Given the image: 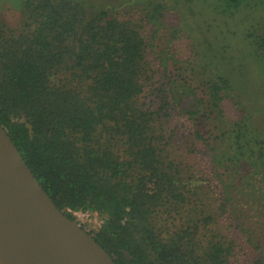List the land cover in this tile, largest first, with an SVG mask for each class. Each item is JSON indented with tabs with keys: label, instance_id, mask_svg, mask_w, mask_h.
Wrapping results in <instances>:
<instances>
[{
	"label": "trees",
	"instance_id": "trees-1",
	"mask_svg": "<svg viewBox=\"0 0 264 264\" xmlns=\"http://www.w3.org/2000/svg\"><path fill=\"white\" fill-rule=\"evenodd\" d=\"M17 3L20 29L0 21V126L58 210L73 221L74 212L98 216L99 229L87 232L116 264H264L259 240L237 223L232 206L240 210L246 200L264 215V0ZM135 6L153 25L167 8L180 16L197 67L214 73L201 82L203 97L170 75L155 108L141 101L147 45L138 26L116 16ZM237 48L258 76L255 88L261 84L251 96L233 85L240 66L228 58ZM173 90L193 98L191 119H219L207 136L193 132L221 186L217 214L193 213L179 186L182 171L168 159ZM226 91L237 96L234 121L222 116ZM223 214L228 234H221ZM212 221L221 228L209 232ZM231 228L242 234L229 235ZM247 248L251 259L237 263Z\"/></svg>",
	"mask_w": 264,
	"mask_h": 264
},
{
	"label": "rangeland",
	"instance_id": "rangeland-1",
	"mask_svg": "<svg viewBox=\"0 0 264 264\" xmlns=\"http://www.w3.org/2000/svg\"><path fill=\"white\" fill-rule=\"evenodd\" d=\"M104 1L112 4L116 3L115 5L119 2V0ZM17 2L18 0L16 2L0 0V21H3L13 30H19L23 23L22 12ZM244 13L242 16L246 15ZM116 16L120 20L130 22L133 26H138L137 29H139L147 45L146 64L149 79L143 82L144 92L141 96L142 102L148 107L155 108V103L162 94L160 91L165 94L171 86V82H168L167 79L170 75L173 80L175 79L178 82L184 80L188 84L190 83L195 90L196 97H203L204 93L202 92L201 82L211 78V75L214 73L211 72V74L209 71H207L208 73H204L203 71L208 69L197 67L196 61L198 55L194 47L195 42L188 31L181 27L179 15L167 8L162 12V17L153 25L145 18L144 12H141L135 6L118 9ZM236 43L240 45L237 40ZM230 52L228 62L232 65L238 62L240 66L238 70L234 69L231 73L235 90L238 94L246 96L254 95L261 84L259 83L255 88V84L259 80L258 76L252 75V72H249L248 65L242 61L245 50L237 48L236 50L231 49ZM174 60L177 63H174ZM60 77L61 75L59 74L56 79ZM173 94L177 98L180 96V93L175 92V90H173ZM232 95H235L234 92L226 91L220 103L223 119L225 117L230 121L237 120L240 116L239 107L236 106L237 96L233 97ZM192 100L191 96L186 97L184 95L182 98H178L177 102H170L168 109L169 117L166 119L168 122L165 124V130L169 134L167 150L170 158L168 159L182 171V174L180 173L178 177L180 180H183V183L179 186L186 193L190 207L191 204L194 206L195 210L193 213L196 215L199 211L202 215L212 214L213 212L217 214L216 210L219 207L220 201H222L219 198L221 186L212 170L210 158L205 155L204 144L200 139L198 140L194 137L193 132L199 131L207 136L209 130L219 119L215 118V115L211 118H206L202 115L193 116L194 119H191L186 111L192 108ZM144 103L142 104L144 105ZM203 105L201 103L202 107ZM169 160L166 159L165 163L167 164ZM206 204H208V210L205 209ZM246 204V200L242 201L240 210H238V208H235L236 206L234 207L236 203L232 202L237 223L241 225V228L250 233L246 234L253 235L256 240H259L258 244L261 246L260 252L264 256V215L259 216L255 213L256 211L251 212V205L247 207ZM224 216L226 217V215ZM224 216H221L219 220V224L223 229H221V234H228L225 223H229V220ZM74 217L76 218V222L85 231L93 233L101 225L100 218L93 213L82 212V214L74 215ZM220 226L212 221L208 226L209 232L211 229L221 228ZM229 232V235L242 234L239 231L233 232L232 228ZM200 236L202 238L208 237L206 234ZM250 254L251 251L247 248L241 254V258L237 263L241 260L248 262L251 259Z\"/></svg>",
	"mask_w": 264,
	"mask_h": 264
},
{
	"label": "water",
	"instance_id": "water-1",
	"mask_svg": "<svg viewBox=\"0 0 264 264\" xmlns=\"http://www.w3.org/2000/svg\"><path fill=\"white\" fill-rule=\"evenodd\" d=\"M0 247L8 264H116L58 210L2 126Z\"/></svg>",
	"mask_w": 264,
	"mask_h": 264
},
{
	"label": "bare ground",
	"instance_id": "bare-ground-1",
	"mask_svg": "<svg viewBox=\"0 0 264 264\" xmlns=\"http://www.w3.org/2000/svg\"><path fill=\"white\" fill-rule=\"evenodd\" d=\"M0 264H8L0 247Z\"/></svg>",
	"mask_w": 264,
	"mask_h": 264
},
{
	"label": "built area",
	"instance_id": "built-area-1",
	"mask_svg": "<svg viewBox=\"0 0 264 264\" xmlns=\"http://www.w3.org/2000/svg\"><path fill=\"white\" fill-rule=\"evenodd\" d=\"M82 214V212H74V215Z\"/></svg>",
	"mask_w": 264,
	"mask_h": 264
}]
</instances>
